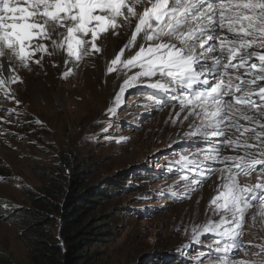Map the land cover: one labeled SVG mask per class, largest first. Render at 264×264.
Here are the masks:
<instances>
[{"label":"snow or ice","instance_id":"6c2138e0","mask_svg":"<svg viewBox=\"0 0 264 264\" xmlns=\"http://www.w3.org/2000/svg\"><path fill=\"white\" fill-rule=\"evenodd\" d=\"M122 32L126 43L112 51L105 71L122 82L106 113L115 115L127 91L138 86L180 90L175 115L186 111L180 122L190 121L184 136L222 138L218 144L236 153L225 156L213 146L202 159L197 151L174 161L199 176L179 177L185 192L173 194L180 197L208 178L205 161L224 164L204 222L193 220L184 228L196 243H202V235L219 237L209 245L218 255L201 253L208 258H197L198 264H264V243L239 242L250 211L253 223L257 218L264 223V0H0V100L21 103L12 88L24 83L18 67L33 71L45 57L56 67L58 55L65 66H78L85 57L103 55L106 42ZM73 74L67 67L61 78ZM241 177L254 181L242 183ZM234 252L257 259L237 260L230 256Z\"/></svg>","mask_w":264,"mask_h":264},{"label":"rangeland","instance_id":"374dc122","mask_svg":"<svg viewBox=\"0 0 264 264\" xmlns=\"http://www.w3.org/2000/svg\"><path fill=\"white\" fill-rule=\"evenodd\" d=\"M119 36L117 44L122 47L126 33ZM112 38L117 37L106 42L103 55L85 57L78 66H65L58 55L56 67L49 57H45L43 66L33 64V71L18 67L24 83L12 88L21 103L0 100V117L10 121L0 120V264H32L24 240L32 230L23 232L12 221L17 208L19 211V207L30 205L24 191L39 190L51 172L67 167L77 171L79 165H85L80 173L85 171L89 189L104 185L107 178L120 186L105 204L86 216L92 223L98 222L96 229L103 233L97 237L103 241L90 249L92 264H198L197 258H208L201 253L217 256L210 252L215 253L209 245L219 237L202 235V243H196L190 239V230L186 233L184 228L193 220L204 222L208 201L220 183L217 174L224 164L205 161L203 168L208 178L202 185L183 197L173 194L185 192L181 175L199 179L195 173L181 170L174 161L181 154L197 151V159H202L204 152L214 146L213 140L184 136L190 131V121L180 122L186 111L179 117L175 115L180 112V90L165 92L138 86L127 91L115 115L106 113L122 82L117 81L115 73L105 75L107 60L114 50ZM67 67H73L74 74L62 79ZM8 108L16 112L7 115ZM37 119L42 124H37ZM173 119L177 123L173 124ZM104 128L108 131L104 132ZM121 137L127 139L117 143ZM219 147L225 156L236 154L230 148ZM208 169L214 171L209 173ZM240 180L253 182L254 177ZM70 184L69 178L63 179L58 203L65 204L63 194H70ZM207 215L219 219L211 212ZM251 215L250 211L239 238L245 246L249 241L264 243V223L259 218L253 223ZM50 217L49 225H53L52 232L57 236L62 217L59 212H51ZM230 256L237 260L257 259L243 252Z\"/></svg>","mask_w":264,"mask_h":264},{"label":"trees","instance_id":"16d2710c","mask_svg":"<svg viewBox=\"0 0 264 264\" xmlns=\"http://www.w3.org/2000/svg\"><path fill=\"white\" fill-rule=\"evenodd\" d=\"M83 166L79 165L77 171L72 167L60 169L59 166L58 173L51 172L40 191L35 188L24 191L30 205L19 207V211L15 208L12 221L22 230H32L24 238L32 264H92L90 249L96 242L103 241L97 238L103 233L96 229L98 222L92 223L86 216L105 204L120 186L112 178H107L104 185L89 189L85 171L80 173ZM66 178L71 182L70 194L67 197L66 193L63 194L65 204L62 205L58 200L63 193L62 181ZM51 212H59L62 217L57 236L52 232L53 225H49L52 223Z\"/></svg>","mask_w":264,"mask_h":264},{"label":"bare ground","instance_id":"6f19581e","mask_svg":"<svg viewBox=\"0 0 264 264\" xmlns=\"http://www.w3.org/2000/svg\"><path fill=\"white\" fill-rule=\"evenodd\" d=\"M127 31V30H126ZM120 37L121 36H118L117 38H112V47H113V49L114 50H116V51H118L119 50V48H120V45H118L117 44V41H119L120 40ZM125 40H127V35H126V37H125ZM106 46V45H105ZM5 59V61H7V58H4ZM209 63H211L210 61H209ZM209 79H210V81H211V77H209ZM198 123V122H197ZM219 139H222V138H215V139H212L213 140V144H214V146H219V144H218V140ZM205 150H207L206 148H204ZM209 150V149H208ZM207 150V151H208ZM208 162V161H207ZM216 162V161H215ZM209 164H211V165H214V161H211L210 160V162H208ZM219 165V164H218ZM210 166V165H209ZM204 169H206V168H204ZM199 171V170H198ZM218 178L220 177V175H221V173L219 172L218 174Z\"/></svg>","mask_w":264,"mask_h":264}]
</instances>
